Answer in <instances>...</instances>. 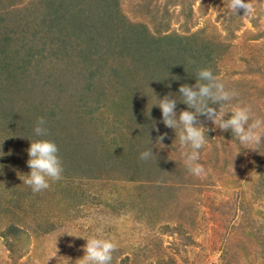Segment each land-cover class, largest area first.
I'll return each mask as SVG.
<instances>
[{
    "label": "rangeland",
    "instance_id": "374dc122",
    "mask_svg": "<svg viewBox=\"0 0 264 264\" xmlns=\"http://www.w3.org/2000/svg\"><path fill=\"white\" fill-rule=\"evenodd\" d=\"M47 2L0 0V264H79L94 235L117 245L112 264H264V147L209 131L207 175L196 177L175 131L151 127L155 95L175 98L201 68L239 93L233 104L264 116V0L237 14L231 0H99L103 26L82 17L66 28ZM170 34L190 38L185 54L209 46L208 59L172 72L164 47H181L170 48ZM182 110L191 109L178 100ZM41 117L46 137L33 133ZM148 137L156 161L139 158ZM41 138L57 144L63 173L34 193L27 149Z\"/></svg>",
    "mask_w": 264,
    "mask_h": 264
},
{
    "label": "clouds",
    "instance_id": "9594fccd",
    "mask_svg": "<svg viewBox=\"0 0 264 264\" xmlns=\"http://www.w3.org/2000/svg\"><path fill=\"white\" fill-rule=\"evenodd\" d=\"M230 7L236 14L240 8L249 13L252 11L247 0H231ZM195 77L196 82L193 85L180 84L179 95L175 98L172 93H167L162 98H157L155 95L157 103L151 106L159 107L161 119L153 121L151 127L158 131L157 125L162 122L167 128L174 130L179 146L183 149L180 155L185 168L193 176L204 177L207 171L200 163V156L201 150L208 144L209 131H214L216 128L221 131L230 130L231 135L235 137L239 145L243 146V149H250V146L264 147V116L255 114L250 104H233L239 93L234 88L226 87L212 69H198ZM178 100L191 110H182L177 116ZM213 104L219 105L218 110L210 106ZM228 113L230 116L225 119ZM201 115L211 122L212 129L198 122V116ZM33 133L36 137L48 135L47 122L43 117L34 126ZM166 136V132L157 136L160 148L166 147L162 143ZM148 141L150 146L140 152L139 158L145 162L156 161L157 155L153 151L149 137ZM58 152L59 148L52 140L41 138L30 141L27 149L29 157L27 165L30 171L25 175L24 184L34 193L47 190L50 187V181L61 179L63 166ZM4 155L5 153L0 150V157ZM85 240L84 255L78 259L79 264H112L113 253L117 247L112 240L95 235Z\"/></svg>",
    "mask_w": 264,
    "mask_h": 264
},
{
    "label": "trees",
    "instance_id": "16d2710c",
    "mask_svg": "<svg viewBox=\"0 0 264 264\" xmlns=\"http://www.w3.org/2000/svg\"><path fill=\"white\" fill-rule=\"evenodd\" d=\"M47 1H49V4L52 2V0H46L47 4H48ZM98 1L99 0H55V5H53V6L56 9V16L58 17L57 19H60L62 21V26H64L65 28H66L65 25H67V26H74L75 25V26L81 27L82 24H83V21H80V18H82V17H85V19L88 18V22H86V23L94 25V23H92V21H95V22H98V24L100 26H103L104 17L102 18V20L97 21L98 20V15H99V12L97 13V11H96L98 9V7H97L98 4L92 5L94 3H98ZM109 1H113V0H109ZM78 2L81 5L78 8V14H76L75 18H74L75 24H72V20H71V22H68V21L65 20V11H68V9L72 8L73 6H75L77 8ZM79 21H80V24H79ZM75 36H79V35L76 34ZM164 39L169 40L171 42V44H170V48L171 49H173L172 46H171L173 43L176 46L181 47V48L177 49L176 52H172V54L168 50V47L167 48H166V46L164 47L165 53L167 55L170 53V55L173 56L172 57V62H173V65H174V69H173L172 72H174L175 70H179L178 69L179 65H180V70H182V71L186 70L185 67H186L187 64H190L192 62L191 60H193L192 64L198 65L197 63L200 62L198 57L202 58V59H205V60L208 59V53L206 52V49L208 50L209 46L207 48H205V46L203 45V46H201V48L199 50H196L194 52L192 51L193 53L192 52H189V53L186 52V54H185V53H183V50H185V46L186 45L187 46L189 45L190 38H186V36L185 37H181V36H178L176 34H170L168 36H165ZM173 39H175L176 41L173 42ZM155 40L159 44L158 40L157 39H155ZM179 52H181V53H179ZM6 53H7L6 52V48L4 47L3 48V52H0V54L5 56V55H7ZM0 58H1V56H0ZM173 59H174V61H173ZM175 64H177V65H175ZM160 69L161 68H159V70ZM155 73H157V71L155 69L151 70L150 76H160V73H158L156 75H155ZM173 76H174V74L171 77L168 78L165 75L164 78H166V79H168L170 81V83L167 85V87L175 88L177 86L176 85L177 83L175 81H173V78H174ZM168 80L166 82H168ZM12 227H14V226H12ZM13 231L18 232V233L23 232V230L20 229V228L16 229V230L13 229Z\"/></svg>",
    "mask_w": 264,
    "mask_h": 264
}]
</instances>
